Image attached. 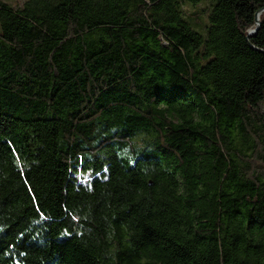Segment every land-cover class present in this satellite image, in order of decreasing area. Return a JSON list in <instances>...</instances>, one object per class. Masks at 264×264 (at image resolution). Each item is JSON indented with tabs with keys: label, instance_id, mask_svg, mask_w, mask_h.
<instances>
[{
	"label": "trees",
	"instance_id": "trees-1",
	"mask_svg": "<svg viewBox=\"0 0 264 264\" xmlns=\"http://www.w3.org/2000/svg\"><path fill=\"white\" fill-rule=\"evenodd\" d=\"M0 264H264V0H0Z\"/></svg>",
	"mask_w": 264,
	"mask_h": 264
},
{
	"label": "rangeland",
	"instance_id": "rangeland-1",
	"mask_svg": "<svg viewBox=\"0 0 264 264\" xmlns=\"http://www.w3.org/2000/svg\"><path fill=\"white\" fill-rule=\"evenodd\" d=\"M2 1H4V2H7V3H9V4H11V5H14V6H18V5H21L22 4V2H23V0H2ZM203 7L204 6V4L203 3H201V4H195L194 5V7L195 8H197V9H199V8H201V7ZM188 7V6H187ZM189 9H190V7H188ZM203 18H202V21H204L205 23H207L208 22V19H207V15H204V16H202ZM193 28H195L198 32H201V33H203L204 32V30H203V27L202 26H197V27H193Z\"/></svg>",
	"mask_w": 264,
	"mask_h": 264
},
{
	"label": "water",
	"instance_id": "water-1",
	"mask_svg": "<svg viewBox=\"0 0 264 264\" xmlns=\"http://www.w3.org/2000/svg\"><path fill=\"white\" fill-rule=\"evenodd\" d=\"M258 12L255 14L256 15V17H255V23H256V25H255V27L253 29L251 28V30L248 31V33L246 35V38H248L250 36L252 37L256 33V31L258 29V26H259V18H258V15L259 14H258Z\"/></svg>",
	"mask_w": 264,
	"mask_h": 264
}]
</instances>
